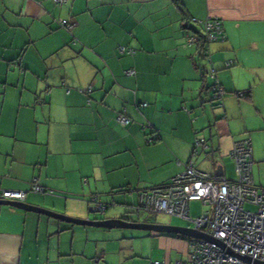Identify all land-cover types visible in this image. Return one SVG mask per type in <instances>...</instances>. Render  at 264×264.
<instances>
[{
    "label": "crops",
    "instance_id": "obj_1",
    "mask_svg": "<svg viewBox=\"0 0 264 264\" xmlns=\"http://www.w3.org/2000/svg\"><path fill=\"white\" fill-rule=\"evenodd\" d=\"M180 2L0 0V189L26 190L23 202L72 217L149 221L134 210L141 192L168 183L190 160L233 178L229 153L243 138L254 182L264 187V0ZM208 17L221 21L224 39L187 43ZM120 45L134 52L120 54ZM215 82L226 91L218 100ZM121 112L125 125L115 119ZM31 177L54 195L30 191ZM53 219L0 205V264H72L76 245L78 264H166L191 249L166 233Z\"/></svg>",
    "mask_w": 264,
    "mask_h": 264
},
{
    "label": "built area",
    "instance_id": "obj_2",
    "mask_svg": "<svg viewBox=\"0 0 264 264\" xmlns=\"http://www.w3.org/2000/svg\"><path fill=\"white\" fill-rule=\"evenodd\" d=\"M52 1L60 5L66 2ZM58 24L72 28V23L66 19L58 20ZM203 28L206 43L225 37L218 18L208 17L203 21ZM194 40L189 38L190 42ZM118 50L120 54L133 52L122 45ZM126 73L132 75L134 71L128 69ZM84 91H90V88ZM223 92V88L218 87L214 96L220 98ZM116 120L122 124L128 121L121 113ZM230 157L234 163V177L231 179L200 171L190 160L168 183L141 193V209L182 218L211 237V240L194 238L187 259L174 264H253L244 261L242 257L245 256L264 262V187L257 186L253 179L250 139L235 141ZM34 189L41 190L38 185ZM25 197L26 191L22 190L4 189L0 192V198L5 200L24 201ZM191 200H199L210 205L211 209L192 216L188 205ZM247 203L256 209H246ZM96 209L104 211L105 206L98 203ZM151 264L165 263L154 261Z\"/></svg>",
    "mask_w": 264,
    "mask_h": 264
},
{
    "label": "water",
    "instance_id": "obj_3",
    "mask_svg": "<svg viewBox=\"0 0 264 264\" xmlns=\"http://www.w3.org/2000/svg\"><path fill=\"white\" fill-rule=\"evenodd\" d=\"M0 205H9L17 207L26 211H33L36 213L44 214L48 217L59 219L60 221L81 225V226H91V227H102V228H129L137 230H147L151 232L159 233H172V234H181L186 237L191 238H204L211 240L210 236L202 233L201 231L196 230L191 226H182V225H172V224H159V223H149L147 221H133L128 220L122 217L118 218H109V219H89V218H80L72 217L64 213L57 212L53 209L46 208L40 205H30L23 201L17 200H5L0 199ZM247 263L253 264H264L262 261L252 260L250 257H242Z\"/></svg>",
    "mask_w": 264,
    "mask_h": 264
},
{
    "label": "rangeland",
    "instance_id": "obj_4",
    "mask_svg": "<svg viewBox=\"0 0 264 264\" xmlns=\"http://www.w3.org/2000/svg\"><path fill=\"white\" fill-rule=\"evenodd\" d=\"M188 205H189V208H190V215H192V216H198L203 211H207V210L211 209L210 205H203L199 200H191V201H189ZM43 207H45V206H43ZM245 208L246 209H251V210H255L256 209V207L254 205H251V204H248V203L245 205ZM122 209H124L122 207V205H118L117 208H114V211H118L119 213H123ZM91 214H95V212H93ZM96 214L104 215V212H100L99 211ZM139 214H141L140 216L149 218L148 219L149 221H147L149 223H159V224L166 223V224H172V225L191 226L190 222H188L187 220H184V219L179 218V217L171 216V215H168V214H164V213H161V212L148 213V212L139 211ZM130 218H131V220H135L131 216H130ZM90 228L97 229V230H100V231H106V232L110 231V233H115L114 231H124V233H134L135 236L139 235V234H145V233L149 234L151 232V231H147V230H137V229H128V228H112V229H107V228H102V227H90ZM78 239L79 238H77L76 240H78ZM132 239H135V238H131V240ZM90 240H92V241H90L89 243L94 244V242H96V241H93L94 239H92V238H90ZM126 240L129 241L127 238H126ZM79 243H80L81 246H85L86 245V237H83ZM100 244H101L100 247L104 245L102 240H100ZM75 248H79V249H78V253L73 255V263L72 264H75V261H77L76 264H78L79 260L83 256L81 254V251L83 249L81 247H78L77 245L74 247V249ZM89 248H87L86 250L88 251ZM99 261H97V259H95V258H92L91 259V264H98ZM103 261L104 260H102V262L101 263L99 262V263L102 264ZM51 264H59V263L54 262V263H51ZM81 264H84V263H81Z\"/></svg>",
    "mask_w": 264,
    "mask_h": 264
},
{
    "label": "trees",
    "instance_id": "obj_5",
    "mask_svg": "<svg viewBox=\"0 0 264 264\" xmlns=\"http://www.w3.org/2000/svg\"><path fill=\"white\" fill-rule=\"evenodd\" d=\"M176 2H177V5H179V6H181V8H182V3L180 2V0H176ZM204 21V20H203ZM203 21H200V25H201V28H202V33L201 34H192V35H188L187 36V43H189V44H192V43H195V44H199V43H201V44H203V43H205L206 44V41H205V38H204V28H203ZM188 26V25H187ZM222 32H223V27H222ZM224 34V33H223ZM191 37H193V38H195V40L193 41V42H190L189 41V38H191ZM221 39V38H220ZM123 46V45H122ZM124 47H126V46H124ZM126 49H131V48H128V47H126ZM133 52H134V50L133 49H131ZM132 52V53H133ZM124 54V53H123ZM130 54V53H129ZM231 64V63H230ZM230 64H227L226 63V66L228 67V66H230ZM133 70V69H132ZM134 71V70H133ZM210 74V73H209ZM214 74H212V76H213ZM218 87H222L221 85H219V84H217L216 82L215 83H213L212 84V86H211V88H212V95H211V99L212 100H218V99H221L222 97H220V98H216L214 95H215V92H216V89L218 88ZM224 90V89H223ZM85 92H87V91H85ZM226 93V91L224 90V92H223V94H225ZM246 94H247V91H242V92H239L237 95L239 96V97H244V96H246ZM120 114V113H119ZM121 114H123V115H125L123 112H121ZM118 115V114H117ZM117 115H116V117H117ZM126 117H127V119H128V121L126 122V123H124V124H122V123H120V122H118L117 120V122L118 123H120V124H122V125H125V124H127L128 122H129V120H130V118H129V116H127V115H125ZM116 117H115V119H116ZM229 155H230V153H229ZM194 165V164H193ZM195 167V166H194ZM196 168V167H195ZM201 171V170H200ZM34 179H36V181L34 182L33 180ZM84 180V179H83ZM84 182H86V180H84ZM29 190L30 191H32V192H35V193H40V194H45V195H54V191L53 190H51V189H48V188H46V187H44L43 185H41L40 183H39V181H38V179H37V177L35 178V177H31L30 178V180H29ZM35 185H38L40 188H41V190L40 191H35V189H34V186ZM1 190L2 189H0V192H1ZM13 190H17V189H13ZM22 191H26V190H22ZM142 193V192H141ZM141 193H140V195H141ZM26 195H27V191H26ZM140 198V197H139ZM0 199H2V198H0ZM25 200V199H24ZM89 203L90 204H92V205H96V207H97V204L98 203H100V204H103V203H101L100 201H99V197H98V195H92L91 197H90V199H89ZM104 205V204H103ZM105 206V205H104ZM135 211H141V212H148V213H157V212H154V211H146V210H144V209H141L140 208V206H139V203L135 206V209H134ZM99 211V210H98ZM123 218V217H122ZM54 220V219H53ZM59 220V219H58ZM58 220H54L55 222H59ZM63 225H65V226H70V223L69 224H67V223H62ZM166 234H168V235H172V236H175V237H180V238H187L189 241H191V245H192V242L194 241V238H191V237H186V236H183V235H181V234H172V233H166ZM191 250V249H190ZM187 259V258H186ZM160 262V261H159ZM152 263V262H151ZM150 263V264H151ZM166 264H174V263H166Z\"/></svg>",
    "mask_w": 264,
    "mask_h": 264
},
{
    "label": "clouds",
    "instance_id": "obj_6",
    "mask_svg": "<svg viewBox=\"0 0 264 264\" xmlns=\"http://www.w3.org/2000/svg\"><path fill=\"white\" fill-rule=\"evenodd\" d=\"M192 227V226H191Z\"/></svg>",
    "mask_w": 264,
    "mask_h": 264
}]
</instances>
